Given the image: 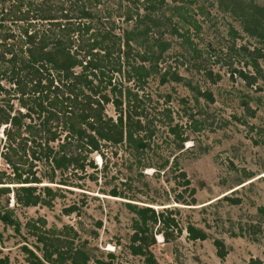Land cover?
I'll return each mask as SVG.
<instances>
[{"label": "rangeland", "instance_id": "obj_1", "mask_svg": "<svg viewBox=\"0 0 264 264\" xmlns=\"http://www.w3.org/2000/svg\"><path fill=\"white\" fill-rule=\"evenodd\" d=\"M90 4L92 22L112 23L120 37L134 26V7L138 15L143 13L136 0ZM158 11L160 20L149 23V32L132 42L142 52L143 43L149 45L164 31L167 47L156 74L127 82L123 75L113 77L136 93L140 121L153 131L149 148L136 156L125 144H106L102 156L90 155L96 166L87 169L91 177L74 178L68 183L72 186H51L50 205L22 206L11 192L0 196L13 221L0 220V256L10 264H29L23 247L40 256L39 244L25 227L37 217L44 219V228L72 226L78 234L74 242L84 243L92 259L144 264L128 249L136 216L124 202L151 205L159 212L173 209L180 232L168 230L165 238L157 222L149 233V250L158 264H247L249 258L264 264V0H165ZM137 29L139 33L144 27ZM236 71L256 75L255 82L247 86ZM163 73L167 80L160 84ZM196 91L208 92L212 102ZM104 110L115 118L110 104ZM168 121L181 127V146L167 133ZM44 169L37 165L38 173ZM180 170L194 190L192 205L172 200L176 194L188 197L179 185ZM112 189L120 197L109 195ZM72 203L77 210L63 213ZM187 224L201 228L205 238L188 239ZM214 239L224 246L223 258L215 254Z\"/></svg>", "mask_w": 264, "mask_h": 264}, {"label": "trees", "instance_id": "obj_2", "mask_svg": "<svg viewBox=\"0 0 264 264\" xmlns=\"http://www.w3.org/2000/svg\"><path fill=\"white\" fill-rule=\"evenodd\" d=\"M65 2L66 5L60 0H0V196L11 192L14 202L22 206L50 205L52 185L72 186L68 183L74 178L91 177L87 169L93 171L96 166L90 155L102 156L106 144H125L140 156L149 148L153 133L140 121L136 93L123 89L121 81L115 83L113 77L123 75L127 82L133 77L156 74L157 61L167 47L162 39L164 31L149 45L143 43L142 52L134 49L132 42L137 34L149 32V23L154 25L160 20L156 15L165 0H136L143 13L138 15V6L134 7V26L123 31L121 37L114 32L112 23L92 22L90 0ZM131 19L132 14L125 20ZM140 25L144 29L138 33ZM172 32L177 34L175 29ZM254 72L258 75L256 67ZM236 73L247 86L255 82L256 75ZM166 80L161 74L159 83ZM196 94L212 102L208 92ZM107 104L113 108L114 119L105 114ZM165 126L181 146V127L170 126L169 121ZM38 164L45 167L42 173L36 170ZM178 175L179 185L187 190L188 197L176 194L173 202L194 204L189 180L182 170ZM109 195L119 196L115 189ZM124 205L136 216L132 220L129 252L141 256L144 264H158L149 250L153 243L149 233L157 222L165 238L168 230L179 233L173 209L165 207L159 212L151 205ZM76 210L75 203L62 208L65 214ZM0 220L13 224L1 202ZM95 223L99 225V221ZM25 227L40 250L38 257L23 247L29 264H114L111 260L92 259L84 243L74 242L78 234L70 225L44 228V219L37 217L26 221ZM184 230L190 240L205 238V232L192 224ZM213 245L216 256L223 258L226 252L222 242L214 239ZM0 264L10 263L0 256ZM247 264L262 263L249 258Z\"/></svg>", "mask_w": 264, "mask_h": 264}]
</instances>
